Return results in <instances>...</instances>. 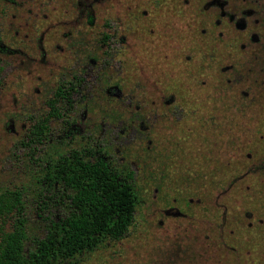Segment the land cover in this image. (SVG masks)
Masks as SVG:
<instances>
[{
    "label": "rangeland",
    "instance_id": "rangeland-1",
    "mask_svg": "<svg viewBox=\"0 0 264 264\" xmlns=\"http://www.w3.org/2000/svg\"><path fill=\"white\" fill-rule=\"evenodd\" d=\"M0 37V189L31 237L67 213L46 167L87 150L135 173L138 204L71 264H264V0H0Z\"/></svg>",
    "mask_w": 264,
    "mask_h": 264
},
{
    "label": "trees",
    "instance_id": "trees-1",
    "mask_svg": "<svg viewBox=\"0 0 264 264\" xmlns=\"http://www.w3.org/2000/svg\"><path fill=\"white\" fill-rule=\"evenodd\" d=\"M2 48L0 37V52ZM3 72L0 62V83ZM66 85L62 83L50 100L49 116L34 125L28 147L49 142V124L61 117L58 104L75 89ZM90 154L75 149L46 167L45 180L51 189L59 186L67 213L58 220L46 217L42 236H30L25 193L0 189V264H71L107 242L125 238L138 204L135 173L122 174L104 157ZM43 204L42 213L47 208Z\"/></svg>",
    "mask_w": 264,
    "mask_h": 264
}]
</instances>
